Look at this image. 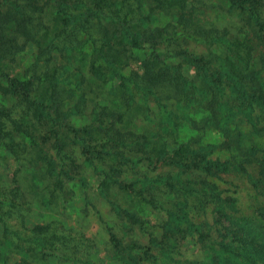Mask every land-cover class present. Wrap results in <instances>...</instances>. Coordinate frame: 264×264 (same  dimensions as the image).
I'll return each instance as SVG.
<instances>
[{"label":"trees","instance_id":"1","mask_svg":"<svg viewBox=\"0 0 264 264\" xmlns=\"http://www.w3.org/2000/svg\"><path fill=\"white\" fill-rule=\"evenodd\" d=\"M224 1L244 22L247 34L241 38L203 27L202 0H0V90L14 100L10 107L0 105V160L30 158L34 187L44 193L48 188L51 198L42 200L49 208L75 188L88 190L81 175L89 169L130 226L149 232L145 218L111 198L114 190L164 209L171 235H148L168 259L178 243L174 236H194V231L206 253L203 264H264V206L253 219L242 218L236 199L223 197L217 182L242 174L264 202V148L246 139L264 135V0ZM47 2L57 24L54 33L44 21ZM28 43L37 45L35 68L46 63L43 71L8 72L7 62H15ZM192 44L215 53V64L192 52ZM55 54L66 62L50 68ZM87 73L114 85L122 106L119 112H96L90 124L77 127L71 120L84 116ZM155 112L161 120L153 118ZM137 120L145 123L143 132L128 128ZM183 122L193 130H215L222 140L179 142L175 134ZM224 152L230 156L220 157ZM140 168L148 172L130 178ZM1 180L0 264L52 259L95 264L84 234L61 222L32 223L19 186ZM210 205L228 224L218 243L191 217ZM103 223L120 264H143L151 257L150 248L124 243Z\"/></svg>","mask_w":264,"mask_h":264},{"label":"rangeland","instance_id":"2","mask_svg":"<svg viewBox=\"0 0 264 264\" xmlns=\"http://www.w3.org/2000/svg\"><path fill=\"white\" fill-rule=\"evenodd\" d=\"M46 1V0H45ZM205 6V14L201 16V25L203 27H216L219 29H227L230 37L241 38L247 34V29L244 27L238 11H229L228 5L224 0H202ZM44 21L49 27L51 33H54L56 21L54 12L47 2L44 3ZM192 52L197 55L203 56L208 65L215 64V53L212 54L210 50L205 47L192 44L190 46ZM38 47L33 43H28L25 48L20 52L16 61L7 62L8 72L22 75L31 76L36 70L37 73L43 71L46 63L40 64L35 68L37 61ZM54 61H50L48 67L56 68L58 65L65 64V59L54 55ZM114 85L103 84L96 81L87 73V83L85 86L87 105L84 110L83 117H77L71 120V123L77 127L88 125L92 122L96 112H109V109L119 112L122 105L116 100V91ZM76 103L75 99L70 101V106ZM14 104V100L6 96L0 90V105L10 107ZM118 104V105H117ZM153 118L156 121L161 120V117L154 113ZM139 116V115H138ZM194 120L200 121L202 115L193 114ZM141 118V117H140ZM139 118V119H140ZM145 124V123H144ZM140 120L135 121L128 126L129 129L137 133L143 132L144 126ZM191 124V123H190ZM189 122H183L176 134L179 142L187 141L191 137H198L201 140L200 145H217L222 140V137L217 131L205 128L204 130H193ZM132 126V127H131ZM151 126V125H150ZM245 132H250L248 127L244 126ZM260 135V136H258ZM249 145L264 148V135L251 134L247 136ZM226 153V152H224ZM51 154H53L51 152ZM76 155L80 161H84V157L77 150ZM218 155V154H217ZM230 156L226 153L220 155L223 159ZM216 157V156H215ZM30 159V158H26ZM18 161H2L0 160V177L9 184H17L20 188L21 194L27 204L30 213V220L32 223L49 224L51 222H61L67 228H71L80 232L89 239L91 250L90 259L95 264H120L114 254L112 247L109 243V237L106 227L103 222L110 226L118 238L124 243L136 244L138 249L148 250L150 248V256L146 257L147 260L143 264H203L207 260L203 244L197 242V234L192 231L194 236L181 237L175 235L178 243L169 242L174 244L175 247L171 248V258H166L165 253H161L159 249L151 246L148 233L154 234L158 239L163 235L168 234L166 227L167 216L162 208H152L139 202L133 196L118 192L114 190L111 193V198L116 201L123 209L135 212L148 221V233H144L136 227L127 224L122 216L118 215L111 205H109L106 198H104L101 190L98 188L99 179L92 174L89 169L83 170L82 175L86 177V181L90 183L91 187L86 189L75 188L74 193L70 196H64L62 199L58 198L53 201V205L49 208L43 204L42 197L51 198L49 190L47 193L41 187H34L33 177L29 169L28 160ZM250 171L255 176L254 168L250 167ZM148 172L146 168H140L139 171H131V177L137 178L141 173ZM153 175V173H149ZM3 180H1L3 182ZM222 191L223 197H233L236 199V204L239 210V216L246 219H253L259 207L264 206L263 199L256 193L248 178L242 174L232 173L223 176L220 181H217ZM47 181V187L49 186ZM172 204V201H168ZM92 205V206H91ZM94 205V206H93ZM192 220L197 224H204L203 231L208 232L211 242L218 243L221 241L220 233L224 232L223 228L228 224L222 218L216 205L208 206L206 212L194 211L191 214ZM209 225V227L206 226ZM202 229L201 227H199ZM167 241V239H166ZM153 257V258H152ZM174 261H178L175 263ZM180 262V263H179ZM34 264H69L62 263L56 259L49 261L36 260Z\"/></svg>","mask_w":264,"mask_h":264}]
</instances>
